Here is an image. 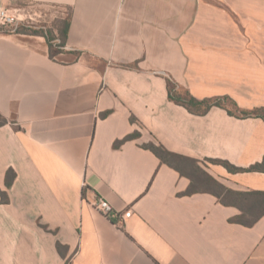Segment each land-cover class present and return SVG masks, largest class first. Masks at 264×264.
Returning a JSON list of instances; mask_svg holds the SVG:
<instances>
[{
	"label": "crops",
	"instance_id": "obj_1",
	"mask_svg": "<svg viewBox=\"0 0 264 264\" xmlns=\"http://www.w3.org/2000/svg\"><path fill=\"white\" fill-rule=\"evenodd\" d=\"M0 7L33 18L59 9L71 23L55 59L43 35L0 33V264H264V214L232 223L238 206L184 195L191 180L145 148L197 160L234 192L264 193V172L212 162L263 164L264 120L220 107L192 114L168 84L264 109V0Z\"/></svg>",
	"mask_w": 264,
	"mask_h": 264
},
{
	"label": "trees",
	"instance_id": "obj_2",
	"mask_svg": "<svg viewBox=\"0 0 264 264\" xmlns=\"http://www.w3.org/2000/svg\"><path fill=\"white\" fill-rule=\"evenodd\" d=\"M70 17L66 20L62 21L61 24L54 29L45 30H31V28H21V31H17L19 34H32V35H43L46 38L47 44L49 46L50 57L55 59L57 55L63 53L66 49V44L68 41V35L70 30ZM8 31H4L0 29V33ZM55 41H59L58 44L55 45ZM169 89H170V99L176 104L185 107L190 113L195 115H205L208 113L213 107L224 108L228 111L231 116H236L240 118H260L264 120V109H256L252 111H244L240 110L238 106L232 102L228 98H217L213 100H198L190 95V93L185 92L184 94L180 92V88L176 84H174L171 80L168 81ZM231 102L232 106L236 109V112H232L227 108L223 102ZM7 121L0 117V125L6 124ZM139 137V134H134L132 136L127 137L124 141L135 139ZM123 141L115 144L116 147H119ZM145 148L151 150L154 154H156L162 162L168 164L172 168L176 169L182 176L188 177L191 180L190 187L184 193L186 196H192L197 193H211L219 198L220 202L226 206H238L241 210V216L234 218L231 220L232 223H238L241 225H246L251 227L255 224V222L264 214V193L252 192V193H240L234 192L233 190L228 189L222 183H220L217 179L212 177L209 173H201V180L197 181L195 178L196 172L198 171L199 162L194 159H190L184 156H180L174 153L167 151L162 146H156L154 144L146 145ZM215 164L223 165L230 173H240V172H264V163L257 164L252 166L251 168L245 170L241 168H237L228 162L224 161H212ZM14 178V173H8V178ZM202 184V185H201ZM205 186V187H204ZM226 196V199H225ZM228 196H240L245 197L246 200L242 199L241 202H247V204L239 203L238 201L233 203L228 201ZM237 203V204H236ZM250 215L252 217L249 221L242 220V216ZM243 216V217H244Z\"/></svg>",
	"mask_w": 264,
	"mask_h": 264
},
{
	"label": "rangeland",
	"instance_id": "obj_3",
	"mask_svg": "<svg viewBox=\"0 0 264 264\" xmlns=\"http://www.w3.org/2000/svg\"><path fill=\"white\" fill-rule=\"evenodd\" d=\"M44 14L45 15L42 16L41 18L34 17L32 20L20 22L16 26H3L2 29L4 31L13 32V33H16L17 31H21V28H24V27L31 28V30H34V31L35 30L39 31L42 29L46 31L49 28L54 29V27L59 26L62 21L67 19L66 12L59 10V9L47 8V9H44ZM58 43H59V41H55V45ZM63 52H66V51L64 50ZM223 103L227 108H229V110H231L232 112H236V109L232 106L231 102L225 101ZM198 168H199L198 171L193 170V172L194 171L196 172L195 178L197 179V181L198 180L200 181L201 180V173L202 174L204 172L207 173V171H206L203 164H199ZM225 199H226V196H225ZM227 199H228V201L233 202V203L238 201V204L239 203L247 204V202H241L240 201L242 199L246 200L245 197L242 198L240 196H228ZM243 216H242V220H244V221H249L252 219V217H250V215L245 214V216L244 217Z\"/></svg>",
	"mask_w": 264,
	"mask_h": 264
},
{
	"label": "built area",
	"instance_id": "obj_4",
	"mask_svg": "<svg viewBox=\"0 0 264 264\" xmlns=\"http://www.w3.org/2000/svg\"><path fill=\"white\" fill-rule=\"evenodd\" d=\"M33 16L21 9H17L14 11L5 9L3 7H0V26H16L20 22L32 20ZM96 208L102 212L104 215L108 217H114L115 212L112 209V207L109 205V203L104 200L100 199L96 203ZM125 218L130 217L131 213L130 211L124 213Z\"/></svg>",
	"mask_w": 264,
	"mask_h": 264
}]
</instances>
